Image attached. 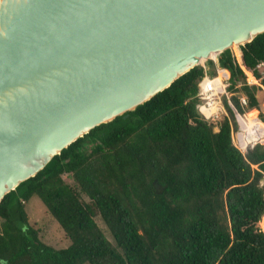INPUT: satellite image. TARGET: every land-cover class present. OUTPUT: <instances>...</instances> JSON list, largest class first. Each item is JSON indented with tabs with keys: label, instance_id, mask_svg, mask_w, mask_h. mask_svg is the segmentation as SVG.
Segmentation results:
<instances>
[{
	"label": "trees",
	"instance_id": "16d2710c",
	"mask_svg": "<svg viewBox=\"0 0 264 264\" xmlns=\"http://www.w3.org/2000/svg\"><path fill=\"white\" fill-rule=\"evenodd\" d=\"M241 51L247 76L258 77L264 32ZM219 63L230 102L240 110L244 95L253 118L260 102L264 107V77L262 88L244 84L228 50ZM202 75L194 67L124 118L93 127L6 193L0 264H264V230L257 225L264 229V143L243 153L231 143L235 122L224 96L227 115L215 124L200 115L195 92ZM32 195L68 238L66 247L37 238L24 210Z\"/></svg>",
	"mask_w": 264,
	"mask_h": 264
},
{
	"label": "water",
	"instance_id": "95a60500",
	"mask_svg": "<svg viewBox=\"0 0 264 264\" xmlns=\"http://www.w3.org/2000/svg\"><path fill=\"white\" fill-rule=\"evenodd\" d=\"M263 32L264 0H0V200L190 69L242 67Z\"/></svg>",
	"mask_w": 264,
	"mask_h": 264
},
{
	"label": "built area",
	"instance_id": "2783aa9c",
	"mask_svg": "<svg viewBox=\"0 0 264 264\" xmlns=\"http://www.w3.org/2000/svg\"><path fill=\"white\" fill-rule=\"evenodd\" d=\"M238 67L244 74V84L258 85L262 88L260 83L257 82V80L260 82V79L264 77L262 62H258L255 66V68L259 69V76L254 77L249 73L251 79L247 76V73L245 72L246 70L243 67ZM220 72L222 73L220 74ZM227 85V71L221 66L215 68L211 77H206L203 74L196 83L195 96L199 100L197 110L205 120H212L214 117H217L218 114H223L221 97L224 95L226 103L232 111L235 122V128H232L230 131V140L231 143L243 153L247 149H251L256 143H264V128L260 127V124L264 126V122L257 116V114L253 116L252 121L251 119H248V114L251 109L246 108L247 100L244 95L238 96L240 110H237L229 100L230 95H227Z\"/></svg>",
	"mask_w": 264,
	"mask_h": 264
},
{
	"label": "rangeland",
	"instance_id": "374dc122",
	"mask_svg": "<svg viewBox=\"0 0 264 264\" xmlns=\"http://www.w3.org/2000/svg\"><path fill=\"white\" fill-rule=\"evenodd\" d=\"M200 66L203 68L204 63H201ZM255 69L257 70L258 74H260L259 69L257 68ZM257 82L259 83V80H257ZM227 93H228L227 95L229 96L230 93L229 92ZM221 102H222V97H221ZM256 111H255V114H257V116L260 117V119L262 120L261 115H264L263 103L261 102L259 103V105L256 108ZM224 115H227V112H225V108L223 107V114L220 113L218 114L217 117H214L212 120H209V121H214V124H215ZM213 130L214 131L217 130L216 125H214ZM85 148H87L86 145H85ZM62 178L69 185L73 184L72 180L70 179L68 175L63 174ZM81 198L83 200H87L83 195H81ZM24 210L26 213L28 224L36 230L37 238L42 243L49 245L55 249L64 248L69 244L68 238L66 237L62 229L59 227L57 222L48 214V212L46 211V209L44 208V206L42 205L38 197H36L35 195H32L24 203ZM93 219L95 223L97 224V226L101 229V231L103 232L107 240L112 242V239L107 229L105 228L104 224L100 220V218L98 216H95ZM263 223H264V220H263ZM257 225L261 230H264L259 223Z\"/></svg>",
	"mask_w": 264,
	"mask_h": 264
},
{
	"label": "flooded vegetation",
	"instance_id": "af4514ba",
	"mask_svg": "<svg viewBox=\"0 0 264 264\" xmlns=\"http://www.w3.org/2000/svg\"><path fill=\"white\" fill-rule=\"evenodd\" d=\"M84 145H86V147L89 149L92 145L90 142L86 141V139L84 140Z\"/></svg>",
	"mask_w": 264,
	"mask_h": 264
},
{
	"label": "bare ground",
	"instance_id": "6f19581e",
	"mask_svg": "<svg viewBox=\"0 0 264 264\" xmlns=\"http://www.w3.org/2000/svg\"><path fill=\"white\" fill-rule=\"evenodd\" d=\"M213 56H211V58H212ZM214 58V57H213ZM222 72H220V74H221ZM250 78H251V76H250ZM248 119H252V117H250L249 115H248ZM252 121V120H251Z\"/></svg>",
	"mask_w": 264,
	"mask_h": 264
},
{
	"label": "crops",
	"instance_id": "0c3cea01",
	"mask_svg": "<svg viewBox=\"0 0 264 264\" xmlns=\"http://www.w3.org/2000/svg\"><path fill=\"white\" fill-rule=\"evenodd\" d=\"M243 67V66H242Z\"/></svg>",
	"mask_w": 264,
	"mask_h": 264
}]
</instances>
